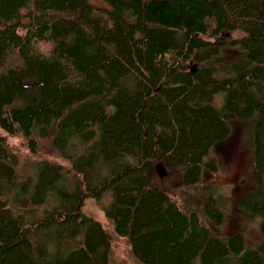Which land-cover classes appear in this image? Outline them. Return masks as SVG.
<instances>
[{"label":"trees","instance_id":"obj_1","mask_svg":"<svg viewBox=\"0 0 264 264\" xmlns=\"http://www.w3.org/2000/svg\"><path fill=\"white\" fill-rule=\"evenodd\" d=\"M105 1L0 0V264H108L88 197L144 264H264V0ZM234 119L254 246L203 182Z\"/></svg>","mask_w":264,"mask_h":264},{"label":"rangeland","instance_id":"obj_2","mask_svg":"<svg viewBox=\"0 0 264 264\" xmlns=\"http://www.w3.org/2000/svg\"><path fill=\"white\" fill-rule=\"evenodd\" d=\"M96 5L109 6L105 0H88ZM235 50L225 52V57L236 55ZM219 96V95H216ZM251 120L234 119L230 121L229 136L214 144L212 154L217 163L214 172H205L203 182L216 186L226 201L225 221L218 227L222 233L230 234L241 231L246 243L254 246L260 239V217L249 218L239 207V197L243 190L251 186ZM161 166L162 175L157 170L154 183L175 194L180 187L179 171L169 170ZM103 201H107L106 198ZM83 213L90 215L102 223L111 237V248L108 252V264H144L131 252L124 237L117 234L112 220L106 217L94 197H88L81 206Z\"/></svg>","mask_w":264,"mask_h":264},{"label":"water","instance_id":"obj_3","mask_svg":"<svg viewBox=\"0 0 264 264\" xmlns=\"http://www.w3.org/2000/svg\"><path fill=\"white\" fill-rule=\"evenodd\" d=\"M155 168H156V170H157V172H158L159 175H162V174H163V173L161 172V169H160L161 166H160V163H159V162L156 163Z\"/></svg>","mask_w":264,"mask_h":264}]
</instances>
